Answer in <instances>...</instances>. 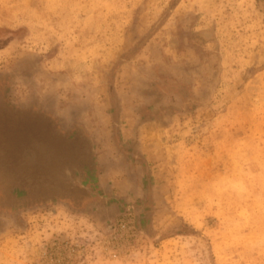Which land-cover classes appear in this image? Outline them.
Instances as JSON below:
<instances>
[{"label":"rangeland","instance_id":"rangeland-1","mask_svg":"<svg viewBox=\"0 0 264 264\" xmlns=\"http://www.w3.org/2000/svg\"><path fill=\"white\" fill-rule=\"evenodd\" d=\"M0 112L7 164L18 114L91 165L0 170V264H264V0H0Z\"/></svg>","mask_w":264,"mask_h":264},{"label":"flooded vegetation","instance_id":"flooded-vegetation-1","mask_svg":"<svg viewBox=\"0 0 264 264\" xmlns=\"http://www.w3.org/2000/svg\"><path fill=\"white\" fill-rule=\"evenodd\" d=\"M4 130L11 139L10 147H5L8 151L6 153L11 156V165L6 164L7 167L0 170L5 173L4 170H12L16 165V175L8 176L6 180L11 186L25 187L31 194L47 200L55 196L66 198L70 197L71 187L89 171L90 150L78 132L67 135L59 132L56 126L42 116L27 115H23L15 125H6ZM1 151L0 143V158ZM23 161H29L31 165L25 168ZM17 166H21L23 171Z\"/></svg>","mask_w":264,"mask_h":264},{"label":"bare ground","instance_id":"bare-ground-1","mask_svg":"<svg viewBox=\"0 0 264 264\" xmlns=\"http://www.w3.org/2000/svg\"><path fill=\"white\" fill-rule=\"evenodd\" d=\"M3 115H4V114H3ZM0 117H1V116H0ZM4 118H5V120L9 119V121H10V119L12 120L13 118H14V120H15V119H18V120H16L17 122L20 121V119H19L20 117H17V118H16V117H14V116H13V117H11V116H10V117H9V116H8V117H5V116H4ZM22 120H23V119H22ZM0 121H2V120H0ZM2 122H3V121H2ZM2 122H1V123H2ZM5 123H6V121H5ZM8 123H10V122H8ZM0 125H1V124H0ZM1 126H4V125L2 124ZM18 126H19V124H18ZM5 127H6V126H5ZM0 129H1V128H0ZM13 129H14V128H13ZM17 129H18V128H17ZM1 130H2V129H1ZM1 130H0V131H1ZM4 132H5V131H4ZM20 132H21V130H20ZM0 133H1V132H0ZM9 134H10V133H9ZM3 135H4V137H5V134H3ZM6 135H7V134H6ZM24 135H25V134H24ZM7 136H8V135H7ZM24 137H25V136H24ZM5 138H6V137H5ZM6 139H7V138H6ZM3 140H4V139H3ZM10 141H11V140H10ZM9 144H10V142H9ZM9 146H10V145H8L7 147H9ZM28 147H29V146H28ZM9 149H10V148H9ZM3 150H4V146H3ZM6 150H7V149H6ZM29 150H30V149H29ZM33 150H34V149H33ZM2 152H4V151H2ZM7 152H8V151H7ZM41 153H42V151H41ZM7 157H8V156H7ZM10 157H11V156H10ZM8 158H9V157H8ZM1 159H2V162L6 163V162H5L6 159H7L6 157H1ZM1 159H0V160H1ZM8 161H9V159H8ZM35 161H36V160H35ZM10 162H11V161H10ZM23 162H24V163H23V166H24V167H25V166L29 167V166H28V164H30L29 161H28V162L23 161ZM43 162H44V161H43ZM6 164H7V163H6ZM33 164H34V163H33ZM40 164H41V163H40ZM8 165H9V164H8ZM30 165H31V164H30ZM42 165H43V164H42ZM33 166H34V165H33ZM27 167H25V168H27ZM34 167H35V166H34ZM40 168H41V167H40ZM43 168H44V167H43ZM43 168H42V169H43ZM23 169H24V168H23ZM29 169H30V168H29ZM34 169H35V168H34ZM44 169H45V168H44ZM44 169H43V170H44ZM27 172H28V171H27ZM1 182H2V180H1ZM55 186H56V185H55ZM10 198H11V197H10Z\"/></svg>","mask_w":264,"mask_h":264},{"label":"water","instance_id":"water-1","mask_svg":"<svg viewBox=\"0 0 264 264\" xmlns=\"http://www.w3.org/2000/svg\"><path fill=\"white\" fill-rule=\"evenodd\" d=\"M58 186V185H57Z\"/></svg>","mask_w":264,"mask_h":264}]
</instances>
